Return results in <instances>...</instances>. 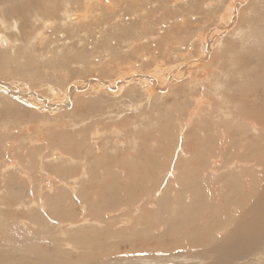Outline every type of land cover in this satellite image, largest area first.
I'll return each instance as SVG.
<instances>
[{"label": "rangeland", "instance_id": "obj_1", "mask_svg": "<svg viewBox=\"0 0 264 264\" xmlns=\"http://www.w3.org/2000/svg\"><path fill=\"white\" fill-rule=\"evenodd\" d=\"M0 8V264H264V0Z\"/></svg>", "mask_w": 264, "mask_h": 264}, {"label": "bare ground", "instance_id": "obj_2", "mask_svg": "<svg viewBox=\"0 0 264 264\" xmlns=\"http://www.w3.org/2000/svg\"><path fill=\"white\" fill-rule=\"evenodd\" d=\"M60 1H61V0H60ZM116 1H117V0H116ZM130 1H131V0H130ZM55 2H56V1H55ZM113 2H114V1H113ZM28 3H29V1H28ZM33 3H34V2H33ZM56 3H57V2H56ZM58 3L61 4L59 1H58ZM62 3H63V2H62ZM64 3H65V2H64ZM118 3H119V2H118ZM54 4H55V3H54ZM119 4H120V3H119ZM22 5H23V4H22ZM22 5H21V6H22ZM26 5H27V4H26ZM29 5H30V4H29ZM31 5H32V4H31ZM52 5H53V4H52ZM33 6H34V5H33ZM53 6H54V5H53ZM25 7H26V6H25ZM121 7H122V6H121ZM27 8H28V7H27ZM33 8H35V7H33ZM53 8H54V7H53ZM0 9H1V8H0ZM59 9H60V8H59ZM122 9H123V7H122ZM29 10H30V9H29ZM31 10H32V9H31ZM51 10H52V9H51ZM15 11H16V10H15ZM122 11H124V10H122ZM25 12H27V10H25ZM18 13H19V12H18ZM91 13H92V10H91V9H88V14L91 15ZM21 15H22V14L20 13V16H21ZM28 15H29V14H28ZM39 15H40V14H39ZM20 16H19V18H20ZM23 16H25V14H24ZM40 16H41V15H40ZM2 17H3V16H2ZM15 17H16V16H15ZM29 17H30V16H29ZM16 18H17V17H16ZM22 18H24V17H22ZM43 18H44V17H43ZM71 18H77V16L74 15V16H71ZM17 19H18V18H17ZM14 21H15V20H14ZM16 21H17V20H16ZM19 21H20V20H19ZM19 21H18V22H19ZM22 22H23V21H21L20 24H21ZM24 22H25V21H24ZM11 24H13V21H12ZM16 24H17V23H16ZM38 25H39V24H38ZM8 26H9V25H8ZM44 26H45V25H44ZM53 26H54V25H53ZM11 28H12V27H11ZM14 29H15V30H18V28H16V27H14ZM44 30H45V29H44ZM9 32H10V31H9ZM12 32H13V31H12ZM12 32H11V33H12ZM18 32H19L20 35H22V33H21L20 31H18ZM38 32H39V31H38ZM41 32H42V31H41ZM13 33H14V32H13ZM14 34H15V33H14ZM20 35H19L17 38H20V37H21ZM33 35H34V34H33ZM36 35H37V33H36ZM36 35H34V38H35V37H38V36H36ZM0 36H1V35H0ZM42 36H43V35H42ZM42 36H41V37H42ZM41 37H39V38H41ZM10 38H11V37H9V39H10ZM39 38H37V39H39ZM0 39H1V41H2V40H3V37L1 36ZM20 39H21V38H20ZM31 39H33V36H32ZM35 40H36V39H34V41H35ZM8 41H10V44L15 45V50H16V49H17V48H16L17 43H16V42L13 43L14 41L11 42V39H10V40H7V43H9ZM15 41H18V40H15ZM32 41H33V40H32ZM36 41H37V40H36ZM2 42H3V41H2ZM29 43H30V42H29ZM37 43H39V42H37ZM3 44H4V43H3ZM34 44H35V43H34ZM30 45H32V42L30 43ZM161 49H162V48H161ZM1 57H2V56H1ZM1 57H0V58H1ZM3 58H4V57H3ZM8 61H9V60H8ZM164 64H165V63H164L163 60H159V61L157 62V66H155V68H154V71L157 73V71L160 70V67H158V66H162V65H164ZM186 66H187V65H186ZM0 67H2V65H0ZM183 70H184V69H183ZM6 72H7V70H6ZM189 73H190V72H189ZM2 74H3V71L0 70V78H4V74H3V75H2ZM18 75H19V74H18ZM130 76H131V75H130ZM130 76H129V78H131ZM178 76H180V75H178ZM181 76H182V75H181ZM18 77H19L20 79H22L20 76H18ZM18 77H17V79H18ZM12 78H14V77L10 76V77H8L7 79H12ZM174 78H175V77H174ZM5 79H6V77H5ZM15 81H16V80H15ZM142 81H143V80H142ZM16 82H18V80H17ZM28 82H29V81H28ZM154 82H155V81H154ZM142 83H143V82H142ZM42 84H43V83H42ZM160 86H161V85H160ZM160 86H159V87H160ZM18 89H20V88L18 87ZM159 89H160V90H166L167 87H166L165 89H164V88H159ZM15 91L18 92V93L14 94ZM21 94H22V91H20V90H15V89H14V90L12 91V95L15 96V97H18V96L21 95ZM121 95H122V94H121ZM149 95H150V93H149ZM149 95H148V96H149ZM155 96H156V95H155ZM153 98H154V97H153ZM33 99H34V98H33ZM33 99H30V103H34V100H35V99H34V100H33ZM37 100H38V99H37ZM39 103H40V102H39ZM33 105H34V104H33ZM48 105H49L50 107H49ZM43 106H44L43 108L49 110L50 112H53V110L55 109L54 107L57 106V105L54 106L53 104H50V103H48V101H47L46 103H43ZM56 108H59V107H56ZM99 123H100V122H99ZM59 124H60V123H59ZM60 126H61V125H60ZM58 127H59V125H58ZM261 127H262V126H261ZM60 152H61V151H57V152H55V155L60 154ZM63 154H64V153H63ZM63 154H62V155H63ZM64 155H65V154H64ZM58 158H59V157H58ZM58 158L56 157V159H58ZM52 160H53V159H52ZM9 164H10V163H9ZM42 165H43V164H42ZM12 166H13V165H12ZM173 166H174V165H173ZM45 174H46V173H45ZM263 199H264V198H263ZM257 201H258V200H257ZM258 202H259V201H258ZM258 202H257V203H258ZM256 205H257V204H256ZM258 207H259V206H258ZM255 208H256V207H255ZM252 212H253V213H257V212H258V208H256V209H255L254 211H252ZM260 212H261V211H260ZM254 215H255V214H254ZM259 220H260V219H259ZM238 226H239V225H238ZM240 226H241V225H240ZM241 229H242V231L245 230V229L243 228V226L241 227ZM248 231H249V230H248ZM229 234H231V233H229ZM244 234H245V233H244ZM258 234H259V233H258ZM228 236H231V235H228ZM242 236H243V235H242ZM226 238L228 239L229 237H226ZM241 238H242V237H241ZM243 238H244V237H243ZM245 238H246V237H245ZM251 238H253V237H251ZM255 239H256V238H255ZM230 240H231V238H230ZM236 241H237V240H236ZM253 242H254V241H253ZM226 243H227V242H226ZM233 243H235V242L233 241ZM237 243H239V242H237ZM226 245H227V244H226ZM231 245H232V244H231ZM237 246H239V245H237ZM245 251H246V250H245ZM248 252H249V251H248ZM222 255H223V254H222ZM246 255H247V254H246ZM223 256H224V255H223ZM244 256H245V255H244ZM239 257H240V256H239ZM223 260H224V259H223ZM218 261H219V260H218ZM218 261H217V263H218ZM232 262L234 263V261H232ZM212 263H213V262H212ZM240 263H241V262H240ZM240 263H239V264H240ZM241 264H242V263H241ZM243 264H246V260L243 261Z\"/></svg>", "mask_w": 264, "mask_h": 264}, {"label": "flooded vegetation", "instance_id": "obj_3", "mask_svg": "<svg viewBox=\"0 0 264 264\" xmlns=\"http://www.w3.org/2000/svg\"><path fill=\"white\" fill-rule=\"evenodd\" d=\"M88 6V5H87ZM87 9V7L84 9V11ZM91 9V8H90ZM85 14H87V15H89L88 14V10H86V13ZM90 17V16H89Z\"/></svg>", "mask_w": 264, "mask_h": 264}, {"label": "crops", "instance_id": "obj_4", "mask_svg": "<svg viewBox=\"0 0 264 264\" xmlns=\"http://www.w3.org/2000/svg\"><path fill=\"white\" fill-rule=\"evenodd\" d=\"M71 17V16H70Z\"/></svg>", "mask_w": 264, "mask_h": 264}]
</instances>
